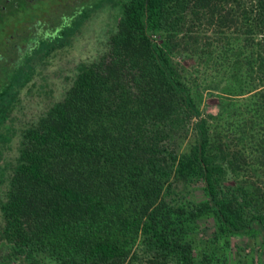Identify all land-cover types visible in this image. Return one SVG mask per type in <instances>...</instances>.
Segmentation results:
<instances>
[{"label": "trees", "instance_id": "trees-1", "mask_svg": "<svg viewBox=\"0 0 264 264\" xmlns=\"http://www.w3.org/2000/svg\"><path fill=\"white\" fill-rule=\"evenodd\" d=\"M107 1L91 0L68 30L24 52L28 68L13 69L1 110L28 80L31 60ZM117 4L104 47L20 127L16 154L1 166L4 256L264 264V0ZM202 23L209 34L198 33ZM177 55L213 58L222 81L191 78ZM201 83L218 90L214 114L201 111Z\"/></svg>", "mask_w": 264, "mask_h": 264}, {"label": "rangeland", "instance_id": "rangeland-1", "mask_svg": "<svg viewBox=\"0 0 264 264\" xmlns=\"http://www.w3.org/2000/svg\"><path fill=\"white\" fill-rule=\"evenodd\" d=\"M117 1L111 0L104 2L81 23L79 29L69 39H66L64 43L56 46L44 56H37V58L32 59L30 64L32 69L28 80L23 84L20 83L21 85H17L18 89L14 95L15 97L11 101L5 95L3 102L6 106L2 110L0 109V200L3 198L4 179L8 171L3 168L1 169V166L4 167L5 162L10 161L16 154V144L20 127L33 121L49 103L61 96L64 88L69 84L78 62L95 58L96 54L104 47L106 36L109 30L112 29L117 15ZM88 2H91V0ZM42 3L45 8L49 4L50 11L53 9L51 0H43ZM77 14L80 15V13ZM6 20H10V18H6ZM1 24L3 25V22L0 23V43H3L4 39L8 37V32H4L5 29ZM199 32H202L203 35L209 34V25L205 23L200 24ZM22 37L23 35L20 34L15 38L19 40ZM174 59L178 60L180 65L187 68L191 78L196 75L198 82H206L209 80L217 81L223 78L213 58L212 60L208 58L204 61V58L197 59L196 57H189V55H177L174 56ZM27 63L24 61L23 55L17 58V60L12 61L10 66L12 70L15 67L25 70L28 68ZM19 82H21V79H18ZM199 86L201 87L199 88L201 94L199 102L201 111L203 113H216V94L218 90L204 88L202 87V83ZM8 103L9 105H7ZM210 121L213 122L212 119ZM1 135H9V138L3 142ZM260 180H264V175L260 177ZM5 251L4 246L0 243V264H19L18 259L7 261L4 256ZM245 252L249 253V248H246ZM252 254L254 260L258 261V253L254 254L253 251ZM22 264L27 263L22 262Z\"/></svg>", "mask_w": 264, "mask_h": 264}, {"label": "flooded vegetation", "instance_id": "flooded-vegetation-1", "mask_svg": "<svg viewBox=\"0 0 264 264\" xmlns=\"http://www.w3.org/2000/svg\"><path fill=\"white\" fill-rule=\"evenodd\" d=\"M42 1L0 0V23L3 22L1 26L4 32H8V37L0 43V93L13 74L10 63L23 56L25 51L32 50L42 40H49L68 30L73 18L83 12L89 0H51V11L50 5L45 8ZM6 18L10 20L5 21ZM20 34L23 35L21 39L15 38Z\"/></svg>", "mask_w": 264, "mask_h": 264}]
</instances>
